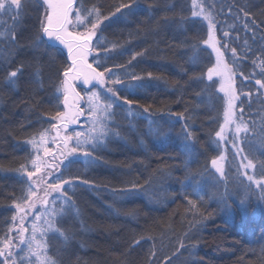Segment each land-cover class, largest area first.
<instances>
[{"label":"snow or ice","instance_id":"obj_1","mask_svg":"<svg viewBox=\"0 0 264 264\" xmlns=\"http://www.w3.org/2000/svg\"><path fill=\"white\" fill-rule=\"evenodd\" d=\"M30 6L35 8L37 15L35 25L28 31L24 19ZM215 7V3L206 5L203 0H191L190 16L206 22V38L191 44L181 41L180 46L190 48L188 59L194 67L201 62L200 45L215 54V64L208 67L206 73L197 75L193 72L189 81L202 85L194 92L199 98L197 108L205 103L211 104V89L223 93L220 98L224 104L223 122L211 142L217 148L230 144L232 160H228V149L225 148L210 160V167L205 165L202 169H194L191 165L198 158V140L190 125L184 124L180 147V154L184 157L181 161L184 171L181 187L185 189L184 195L190 206L188 211L192 214L190 231L203 221L214 219L213 213L205 207L206 202H215L216 211L228 216L226 224L231 221L233 205L245 214L250 207L253 213L264 214V118L259 122L245 121L243 115H238L245 111L244 102L237 104L241 96L247 97L249 106L255 98L259 111L264 113V21L258 22L243 5L229 4L227 14L232 15L234 22L228 25V30L222 31L223 37L229 39H220L217 37ZM220 10L225 11L223 7ZM141 13L144 14L143 20L134 19ZM176 19L181 26L188 20L182 0H146L144 9L140 8V0H120L107 13L101 6L93 4L89 7L81 0H0V84L8 91L18 90L27 71L24 83L30 91L26 111L48 109L38 117L39 127L25 141L31 145L32 152L27 162L20 165L19 171L26 179L21 182L23 186L19 195L13 196L11 206L15 212L6 225L7 231L0 236V264H62L50 250L57 244L62 245L56 249L59 254L74 239L75 233L65 226L80 216L72 193L80 185L90 184L87 179L66 173L70 165L78 162L85 167L94 166L100 159V150L112 138L120 137L115 124L116 109L124 113L130 129H135V121L144 119L147 121L145 135L162 143L169 137V133L151 119L149 107H143L141 112L132 107L138 101L129 99L147 87L146 77L153 79L151 72L145 77L132 70L133 61L143 57L149 49L131 53L126 63L109 66L106 61L116 55L124 56V43H130L134 36L156 31L162 27V22ZM120 20L125 25L135 24V30L128 33V40L124 43L108 41L101 26L105 21L115 23ZM235 22H241L243 30L251 33L252 43L245 37L240 54L236 47H230V30L236 28ZM236 39H239L238 34ZM254 43L259 46V54L253 49ZM222 49L230 51L231 60L226 59ZM248 53L254 57L251 63L259 69L258 76L256 72L245 75L239 68L237 61L248 59ZM237 75L253 87L244 86L247 90L244 87L238 90ZM205 77L210 83H204ZM214 77H218V81ZM78 85L88 91L82 95L77 90ZM46 86L54 89L51 96L45 97ZM171 115L185 121L192 118L191 115L185 116L184 112H171ZM82 117L81 130L73 129L70 133V125L81 124ZM140 142L143 144V139ZM137 187L140 186L131 185V188ZM184 235L189 243L180 241L172 256H176L180 249H187L190 255H195L199 246L196 235L188 232ZM142 239L143 236L135 239L134 245H139ZM147 239L155 243L153 237ZM156 255L154 249L150 250V260ZM261 257H264V247L261 248Z\"/></svg>","mask_w":264,"mask_h":264},{"label":"trees","instance_id":"obj_2","mask_svg":"<svg viewBox=\"0 0 264 264\" xmlns=\"http://www.w3.org/2000/svg\"><path fill=\"white\" fill-rule=\"evenodd\" d=\"M81 2L89 7L97 4L107 13L120 0ZM203 2L206 5H216L214 11L218 21L217 36L221 39H229L223 37L222 31L228 30V25L234 22L232 15L227 14L229 4L243 5L253 13L258 22L264 21V0ZM182 7L184 14L188 16L183 26L178 19L162 22V27L158 30L142 32L139 36H134L130 43L124 41L128 40V33L135 30V24L125 25L120 20L115 23L105 21L108 27L101 26L102 34L108 41L124 43L125 55H116L114 59L106 61L109 66L113 63H126L131 53L143 48L149 49L143 57L133 61L132 70L145 77L151 72L153 79L148 80L146 77L147 87L129 96V99L138 101L132 107L141 112L143 107H149L151 119L169 133V137L162 143L145 135L147 121L144 119L135 121V129H130L124 113L116 109L115 124L120 137L112 138L100 150V159L94 166L85 167L78 162L70 165L66 173L87 179L90 184L80 185L72 193L80 216L67 222L65 226L75 233L74 239L59 254L56 249L62 248V245L57 244L50 250L62 264H264V257H261V248L264 247V214L259 211L253 213L251 207L245 214L233 205L231 221L226 224L228 216L224 212L216 211L215 202H206L205 207L213 213L214 219L203 221L190 231L192 214L188 211L190 206L184 195L185 189L181 187L184 180L181 163L184 157L180 154L183 126L188 123L198 140V158L191 166L194 169H202L205 165L210 167V160L222 151L211 140L222 123L224 104L220 99L222 94L211 89V104L205 103L196 107L199 98L194 92L199 91L202 85L189 81V76L193 72L197 75L206 73L215 60L212 52L200 45L201 62L195 67L189 63L191 50L180 46V42L186 40L191 44L206 38L207 24L190 16L191 0H182ZM221 7L225 9L224 12H221ZM140 8H146V0H140ZM36 15L35 8L30 6L24 19L28 31L36 23ZM143 18L144 14L141 13L134 19ZM113 20L116 18L113 17ZM194 20L198 22L193 23ZM235 23L236 28L230 30V47H236L240 54L245 37L252 43L251 33L243 30L241 22ZM237 34L239 39H236ZM257 36L259 37V30ZM253 49L259 54L258 44L254 43ZM225 56L228 60L232 59L230 51ZM248 57L237 61L240 70L245 75L256 72L258 76L259 69L251 63L254 58L252 53H248ZM20 58L23 59V56ZM26 79L27 71L21 79L20 87L15 91H8L0 84V236L7 231L6 225L15 212L11 206L13 196L19 195L23 186L21 182L26 179L19 169L21 164L27 162L32 148L25 141L39 127L38 117L48 111L47 107L34 109L31 113L26 111L29 107L26 98L30 91L24 83ZM235 80L238 90L244 86L253 87L240 75ZM177 81L180 82L179 85L176 84ZM204 83H210L206 77ZM53 91L54 89L46 86L45 97L51 96ZM80 91L83 95L88 90ZM253 99L254 102L249 106L247 97H240L237 104L244 102L245 111L238 115H243L245 121L259 122L264 118V113L259 111V105ZM119 103L122 104V101ZM169 109L171 112H184L185 116L191 115L192 118L185 121L179 116L171 115ZM83 121L82 117L81 124L69 129V132L78 130ZM226 155L231 161L232 153ZM132 184L140 187L131 188ZM254 206L253 204L252 207ZM197 228L199 231H196ZM186 232L189 235L194 233L199 241L195 255H190L187 249H180L176 256H172L180 241L189 243L184 235ZM141 236L144 237L141 243L134 245V240ZM149 236L154 238L155 243L147 239ZM152 249L157 255L150 260L149 252ZM169 256L172 259L166 261Z\"/></svg>","mask_w":264,"mask_h":264},{"label":"rangeland","instance_id":"obj_3","mask_svg":"<svg viewBox=\"0 0 264 264\" xmlns=\"http://www.w3.org/2000/svg\"><path fill=\"white\" fill-rule=\"evenodd\" d=\"M218 37V36H217ZM218 38H220V37H218ZM221 39V38H220ZM210 51H211V49H209ZM223 51H225V55H226V53L227 52H229L228 50H224V49H222ZM212 52V51H211ZM213 54V56H214V60H215V54L214 53H212ZM214 64H215V62H214ZM218 77H214V80H217L218 81ZM217 86H219V84L217 83ZM81 87H84V86H78V88H81ZM101 91H102V89H100ZM222 94V96H223V93H221ZM222 122H223V120H222ZM82 125H83V123H82ZM73 125H70V127H72ZM86 126V125H85ZM69 127V128H70ZM82 127V126H81ZM81 127L78 129V131L79 130H81ZM221 148H222V151L225 149V148H227L228 149V151H227V153L226 154H231L232 153V150H231V145L229 144V145H222L221 146ZM69 159H71V157H69ZM65 162H67V161H65Z\"/></svg>","mask_w":264,"mask_h":264},{"label":"water","instance_id":"obj_4","mask_svg":"<svg viewBox=\"0 0 264 264\" xmlns=\"http://www.w3.org/2000/svg\"><path fill=\"white\" fill-rule=\"evenodd\" d=\"M78 86H80V85H78ZM81 86H82V85H81ZM81 89L88 90V88H86V87H81ZM77 125H78V124H75V125H73L72 127H70L69 129L76 128Z\"/></svg>","mask_w":264,"mask_h":264}]
</instances>
